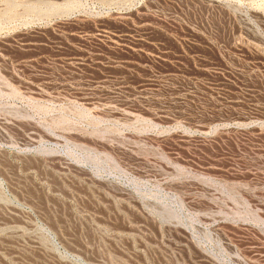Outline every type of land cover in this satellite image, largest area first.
I'll list each match as a JSON object with an SVG mask.
<instances>
[{"label":"rangeland","instance_id":"1","mask_svg":"<svg viewBox=\"0 0 264 264\" xmlns=\"http://www.w3.org/2000/svg\"><path fill=\"white\" fill-rule=\"evenodd\" d=\"M0 264H264V0H0Z\"/></svg>","mask_w":264,"mask_h":264}]
</instances>
